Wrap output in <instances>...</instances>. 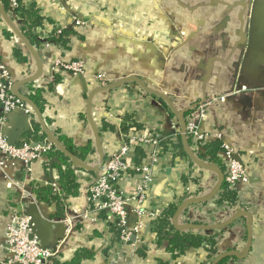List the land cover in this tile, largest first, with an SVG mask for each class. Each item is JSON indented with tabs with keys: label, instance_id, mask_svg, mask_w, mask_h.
I'll use <instances>...</instances> for the list:
<instances>
[{
	"label": "crops",
	"instance_id": "crops-1",
	"mask_svg": "<svg viewBox=\"0 0 264 264\" xmlns=\"http://www.w3.org/2000/svg\"><path fill=\"white\" fill-rule=\"evenodd\" d=\"M175 2L22 0L24 7L34 4L42 18L35 27L40 43L33 48L5 20L8 9L0 0V66L9 73L17 92L27 98L33 89H42L46 101L42 113L35 109L31 126L13 115L12 128L5 130L6 134L11 137L16 124L28 130L39 124L47 136L41 141L54 144L53 135L60 132L77 146L90 143L94 148L85 164L72 163V168H82L78 173L80 189L77 197L64 201L61 216L55 204L39 203L33 193V186L49 185L59 191L56 172L50 168L53 161L46 154L33 164L29 174L20 164L0 168V264L10 258L5 246L10 216L20 212L29 213L37 235L44 246L56 253L53 258L58 261H68L77 250L87 248L93 251L94 259L83 264H212L227 254L237 257L231 264H264V0H178L184 6L196 8L200 21L202 18V58L198 61L202 63V74L188 78L172 71L174 65L167 58L160 66L157 63V54L160 56L161 50L174 46L175 31L168 21H173ZM60 30L71 31L65 48L46 41L52 31ZM44 42L51 44L53 57L85 61L93 71L102 72L106 87L95 90L91 80L53 71L54 60L47 55L50 51L44 52L49 49ZM15 48L21 51L24 62L14 59ZM56 75L62 79L59 84L53 83ZM133 77L140 79L144 90L129 81ZM180 82L182 89L176 90ZM218 93H230L229 115L224 119L218 116L222 110L212 112L210 123L217 122L221 130L228 127L225 130L230 135L228 139L244 152L242 158L246 157L249 167L251 184L236 190L234 205L220 201L223 175L218 168L208 165L203 157L198 171L193 168L195 163L187 150L193 143L189 144L185 134L176 135L183 146L165 152L156 165L146 153L139 164L150 166L153 175L140 207L160 216L168 206H178L173 219L177 228L214 236V250L210 252L207 246H201L172 259L164 245L153 250L146 244L139 248L131 238L123 246L109 232L110 222L94 221L87 201L91 178L123 145L122 123L132 121L142 130L150 125L162 128L168 118H176L182 124L179 116L191 101ZM163 95L177 99L168 104ZM186 175L194 184L189 183ZM13 182L22 185L15 187ZM136 184L129 177L118 187L122 194L131 196ZM72 216L76 217L75 226L66 235L64 222ZM146 226L142 240L153 235L150 220Z\"/></svg>",
	"mask_w": 264,
	"mask_h": 264
},
{
	"label": "built area",
	"instance_id": "built-area-1",
	"mask_svg": "<svg viewBox=\"0 0 264 264\" xmlns=\"http://www.w3.org/2000/svg\"><path fill=\"white\" fill-rule=\"evenodd\" d=\"M21 1L7 0L8 13L15 16L16 19H19L17 11ZM43 44L46 48L51 47L49 43L44 42ZM13 115H17L26 124L31 126V121L36 115V110L27 98L17 92L9 73L5 68L0 66V168H5L8 164H20L24 171L29 174L32 172L33 164L42 160L43 155L55 149V146L48 140L41 142L28 141L25 135L31 131V128L29 130L23 128L22 134L17 142L10 144L5 130L12 128L11 124L13 125V123L11 117ZM199 116H194L193 118L189 116L191 122L188 124V129L191 134L199 128ZM143 131L145 129L138 132ZM190 137L192 138L191 135ZM156 144L154 139H146L141 134L130 138L129 136L125 137L121 149L117 153L110 155L102 163L100 170L91 178L88 187L89 197L87 201L92 207L90 212L95 216L94 221L98 222L100 214L102 213L106 215L105 222H108V217L117 220V227L121 229L122 236L126 235L127 242L135 235L131 232L140 233L142 229L140 222L133 228L127 226L129 215L127 208L129 204H136L135 210L132 213L138 217V220L140 218H151L155 221L159 217L140 207L141 201L144 200L143 197L152 184L151 168L150 166L141 167L132 162L136 148H141L146 152V146H150L154 150ZM225 151L229 154L227 147H225ZM146 154L150 161L154 163L155 156L147 152ZM230 168L228 182L226 183H229V189L236 190L239 181H245L246 175L241 164L238 162L233 161ZM131 173L134 174L132 176H135L137 184L135 186V194L130 196L122 194L118 186L124 178L131 177ZM12 185L21 187L22 184L13 182ZM53 190L56 191L55 189ZM22 195L24 196V191H22ZM75 218L72 216L65 220L66 235L72 233L75 226ZM9 220L10 222L5 231V246L10 254V258L5 264H46L48 260L56 255L50 249L43 248L37 237L32 235L31 219L27 214L24 212L14 213V215L10 216ZM121 239L125 240L124 237Z\"/></svg>",
	"mask_w": 264,
	"mask_h": 264
},
{
	"label": "rangeland",
	"instance_id": "rangeland-1",
	"mask_svg": "<svg viewBox=\"0 0 264 264\" xmlns=\"http://www.w3.org/2000/svg\"><path fill=\"white\" fill-rule=\"evenodd\" d=\"M213 4L214 2H211V6ZM174 8L176 12L174 14V17L172 18L173 21L170 22L168 21L169 25H173L172 27L173 30L175 31L172 37L173 38L172 43L174 45L173 46L174 48L172 47V49L161 50L163 53L160 56H158L157 54V58H158L157 63L159 65L161 62H164L163 60L167 58L168 62L174 65V67L171 70L175 71L176 73H180L181 75L184 74L185 77L187 78L196 73L202 74V63L198 64V61L200 60V58H202V18L200 21V18H198V16L196 15V8H193L192 6L191 7L184 6L181 2H178V0H176L174 4ZM18 18L19 19H16L15 16H12L10 13H7L5 20H9L10 23L13 24L12 26L16 28L20 33L19 22L21 20V17L19 14H18ZM49 49L45 50L44 52L50 51L51 53L48 52L47 55L51 57L53 50L52 49L49 50ZM166 51H168L167 54L168 57H164V55H166ZM44 52L41 51V53L43 54ZM53 60L55 65L53 71H55L56 73L61 74L63 76L71 75L74 77L88 79L89 81L91 80L90 83L93 84L95 90H97L98 88H102L104 86L106 87L107 82H105V80L103 79L104 76L102 75V72L93 71V69L89 68V66L85 63V61H74V62L64 61L62 58L52 56V61ZM181 65L183 66L181 67ZM129 81L133 82V84L137 88L144 90L145 85L140 81L139 78L133 77L129 79ZM181 85L182 82L176 85L175 86L176 90L182 89ZM163 96L164 99L167 101V103L171 104L173 97L170 96L167 97L165 95ZM175 99L177 98H174L173 100ZM230 100H231L230 93H225V94L218 93L216 96H211L208 99L202 100L201 98L200 101L198 100L194 102L191 101V103H189L186 107L187 110L184 113H182V115L179 116L180 117L179 120H181L182 124L178 123L176 118H172V119L168 118L164 126H162V128H158L156 125L155 126L150 125L149 128L148 129L146 128L145 131L143 132H138L131 129L127 135L123 136V138L125 140V137L127 136H129L130 138L135 135L141 134L145 136L146 139L148 138L154 139L157 143L154 150H152L150 146H146L145 149L148 154H152L155 156L154 165H156L160 157H162V155L165 152L168 151L172 152L173 150H175V148H173L172 145L177 144V140H178V138L176 137L177 134H181V135L185 134L186 140H188L191 135L192 136L191 143H193V146L190 147L188 145L187 150L189 151L192 157L193 163H195L193 168L196 170L198 168V165L200 164L202 165V161H201L202 158L200 156H206L204 155L203 146L209 142L216 140L221 144L218 156L221 160L222 169H220L218 166L214 164H211L210 162L207 161V159H205L206 163L214 168L215 167L218 168L219 170L218 169L217 170L221 172L223 175V180H225V182H228V178H229L228 174L230 173L231 170L230 165L232 164L233 161L238 162L239 164H241V167L245 172L246 176H245V181H241V180L239 181L238 185L236 186V190L242 186H246V187L250 186L251 181L249 175V167L247 164L248 161H246V157L245 160L242 158L244 152L228 139L230 135L229 133H227V131H225L228 128L227 126H225V130L224 129L221 130L219 129V127H217L218 124L217 122H213V125L210 123V120H212V116H211L212 112H216L218 110L219 111L222 110V113L218 116L220 117L223 116V118L226 119L225 117L229 115L228 113L230 111L229 108ZM95 103L99 104L98 101H95ZM97 107L99 108L100 106ZM108 116L109 118H112V115L109 114V112H108ZM189 116H191V118H193L194 116H199L200 118L199 119L200 124L198 126L199 128L197 130H194L192 134L188 129L189 128L188 124L191 122ZM132 124H134L132 123V121L128 122V125H132ZM204 126H207L208 129H204ZM164 141H165V146H162L160 143ZM122 143L124 144V141ZM120 146L122 147V145ZM121 147L119 149H121ZM225 147L229 149V154H227V152L225 151ZM164 150L165 152H163ZM130 175L132 179L135 180V184H136L135 176H132L134 174L131 173ZM197 176L198 175H196L194 179H196ZM186 178H188L190 184H194L192 180H189L190 176L186 175ZM152 181H153V177H152ZM198 184L201 183H197V185ZM133 194H135V189L131 195ZM127 210L129 214L127 219V226L129 228H133L134 226H137L138 222L142 224V229L140 233L131 232L135 234L132 238L137 241V245L139 246V248H142L146 244L150 249L153 250L155 248V245L153 244L154 242L153 235L148 240H142V238L145 235L144 233L147 232L148 227L146 226V224L148 220H150L151 223L154 220L151 218H140V220H138V217L134 216L133 215L134 213H132L135 210L134 203L129 204ZM107 219L108 222L110 223L114 221L109 217ZM99 220L101 222L102 218L100 217ZM106 232L108 231L106 230ZM122 237H124L125 240H122L121 239ZM120 239L122 242L121 244L123 246L129 244V241L128 242L126 241V235L122 236L121 233ZM114 262L116 263L117 259H115Z\"/></svg>",
	"mask_w": 264,
	"mask_h": 264
},
{
	"label": "trees",
	"instance_id": "trees-1",
	"mask_svg": "<svg viewBox=\"0 0 264 264\" xmlns=\"http://www.w3.org/2000/svg\"><path fill=\"white\" fill-rule=\"evenodd\" d=\"M3 5L5 10L8 9L7 0H3ZM18 14L21 17L19 22V31L22 37L26 42L33 48L38 47L39 41L38 36L35 33V27L41 24L42 18L39 16L37 10H35L34 4L29 6H23L20 4L18 8ZM58 33V34H57ZM71 34V31H52L46 38L47 42L65 48V45L68 42V36ZM14 59L17 62H24L25 58L23 57L19 49L13 50ZM62 79L59 75L55 76L54 84L61 83ZM44 91L42 89H33L32 93L27 97L30 103L34 108L42 113L44 106L46 104L45 98L43 97ZM163 107L167 105L161 101ZM123 122V121H122ZM41 126L39 124H34L33 129L26 133V138L28 141L38 142L46 138V134L42 133ZM107 127V126H106ZM104 127V130L106 129ZM111 130L113 128H110ZM131 129L135 131H141L142 129L137 126L135 123L128 125L127 122H123L121 125V132L124 135L129 132ZM103 131V130H102ZM41 132V135L38 133ZM178 137V136H177ZM55 149L50 152L45 153L46 157L53 162L50 164V168L56 172V182L59 188V191H54L51 186H33V193L35 199L42 204L51 205L55 204L57 206L58 216L63 215L65 210L64 201L68 198H74L78 196L80 189V182L78 179V173L82 171L80 169L72 168V163L76 162L78 164H85L87 159L94 152L92 145L88 143L84 146L75 145L74 141L66 135L57 132L53 135ZM180 136L176 145H172L174 148L183 146L179 141ZM191 143V137L187 140ZM162 146H165V141L160 143ZM220 142L212 141L203 146L204 155L200 156L204 159H207L208 162L218 166L222 169L221 160L218 156L220 151ZM166 150V149H165ZM165 150L163 152H165ZM161 152V153H163ZM145 153L143 149L136 148L134 150V162L139 166L142 159L145 158ZM220 201L226 202L228 206H232L237 201V192L236 190L229 189V185L223 180L221 187ZM178 206L170 205L164 212L151 223L150 232L154 237V245L160 247L165 246L166 251L171 255L172 259L178 258L179 256L184 255L187 251L192 249L200 248L201 246H207L209 251H213L216 245V240L214 236H203L200 234L193 233L191 231H186L185 229L177 228L174 224L173 219L175 218ZM102 220H106V215L104 213L100 214ZM110 227V233L114 234L115 237L120 240L121 229L117 227V220H114L111 223H108ZM131 239L129 240V242ZM94 259V253L91 249L81 248L74 253L73 257L68 261H58L56 259H50L46 264H83L85 261H90ZM237 261V257L232 254H227L220 258H217L213 261L212 264H231Z\"/></svg>",
	"mask_w": 264,
	"mask_h": 264
},
{
	"label": "water",
	"instance_id": "water-1",
	"mask_svg": "<svg viewBox=\"0 0 264 264\" xmlns=\"http://www.w3.org/2000/svg\"><path fill=\"white\" fill-rule=\"evenodd\" d=\"M14 129H16V132H14V134H13L11 137H10L9 134H7V135H8V138H9V143H10V144H15V143L17 142L18 137L21 136V134H22L23 127H22L21 124H16V126L14 127ZM52 142H53L54 144H56L55 141H54V139H52ZM77 164H78V163H77ZM78 165H81V164H78ZM28 214H29V213H27V216L30 217V215H28ZM30 219H31V224H32V235H34V236L37 237V239H38L39 242H40V245H41L43 248H49V247L44 246V244H43V240H41L40 237H39V236L37 235V233H36V225H35V223H34V220H33L31 217H30Z\"/></svg>",
	"mask_w": 264,
	"mask_h": 264
}]
</instances>
